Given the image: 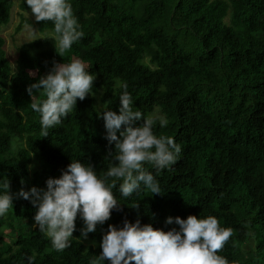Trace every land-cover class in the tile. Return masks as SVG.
<instances>
[{
  "label": "trees",
  "instance_id": "trees-1",
  "mask_svg": "<svg viewBox=\"0 0 264 264\" xmlns=\"http://www.w3.org/2000/svg\"><path fill=\"white\" fill-rule=\"evenodd\" d=\"M67 2L84 36L63 57L55 49L54 23L31 22L24 14L31 10L26 0H19L16 32L28 24L51 34L23 43L15 66L0 36V195L8 180L14 196L8 210L11 243L5 241L0 219V264H28L29 257H34L32 264H90L102 251L109 225L120 229L125 220L134 224L139 219L141 226L167 232L179 230L165 223L168 217L189 215L213 216L221 227L233 229L217 253L229 264H264V0ZM14 5L15 0H0V26L9 24ZM75 58L96 77L93 94L77 99L73 111L42 137L41 117L30 107L27 88L54 62L68 64ZM123 84L134 111L148 118L159 109L168 124L161 127L157 119L153 133L173 137L181 153L159 173L144 165L161 194L152 195L141 184L125 198L117 180L112 192L119 206L110 219L84 238L86 225L78 214L70 247L58 252L35 225L37 206L15 194L32 187L46 190L47 180L60 178L75 161L91 164L103 178L116 162L98 114H119ZM14 139L23 143L17 153ZM109 147L113 156L107 155ZM135 203L138 208L131 207ZM254 235L261 241L245 249Z\"/></svg>",
  "mask_w": 264,
  "mask_h": 264
},
{
  "label": "clouds",
  "instance_id": "clouds-1",
  "mask_svg": "<svg viewBox=\"0 0 264 264\" xmlns=\"http://www.w3.org/2000/svg\"><path fill=\"white\" fill-rule=\"evenodd\" d=\"M26 2L37 22L54 23L55 49L61 57L84 36L83 31L78 30L80 26L67 0ZM95 78L85 71V65L80 60L68 64L54 62L47 75L27 88L32 101L30 107L41 117L42 137H48V129L60 124L61 118L73 111L77 99L83 101L93 94ZM121 87L124 91L119 97V114L112 110L98 114L104 120L108 145H114L116 162L103 178H98L91 164L85 166L75 161L68 165L60 178H49L46 190L32 187L29 191L21 189L15 194L17 198L30 200L33 206H37L35 225L51 239L52 247L58 252L70 247L78 214L86 225L81 230L84 238L88 233L95 232L98 224L110 219L112 210L119 206L112 192L117 180L122 181L119 191L125 198L137 191L141 184L152 195L161 194L158 181L144 165L154 166L159 173L174 165L181 153V146L173 137H157L153 133L157 119L161 127L167 126L168 120L164 117L145 118L142 112L134 111L128 85ZM34 91L46 96V99L36 100ZM107 155L113 156L112 147H109ZM3 188L0 216L13 207L14 199L8 180ZM131 207L138 208L139 203ZM165 223L179 225V230L172 228L165 232L154 229L151 224L141 226L139 219L134 224L125 220L120 229L109 225L100 243L102 251L90 264H101L103 261H110V264H229L217 253L232 237L233 229L221 227L217 218L209 216L200 219L189 215L187 219H182L177 216L168 217ZM33 260L34 257H29L28 264H32Z\"/></svg>",
  "mask_w": 264,
  "mask_h": 264
},
{
  "label": "rangeland",
  "instance_id": "rangeland-1",
  "mask_svg": "<svg viewBox=\"0 0 264 264\" xmlns=\"http://www.w3.org/2000/svg\"><path fill=\"white\" fill-rule=\"evenodd\" d=\"M18 4H19V0H15L12 17L9 24L5 26H0V36L5 38L6 40L5 49L7 51L8 58L12 62L13 66H15V62L18 57V48L23 43L31 42L36 39H45L51 34L50 32L41 33L36 27V25H28V24L24 25L19 33L16 32L18 24L21 20V15H20L21 11L18 8ZM24 14L25 17H27L31 22H34L35 17L32 14L31 10L25 12ZM33 30H35V34H33ZM74 60H78V59L75 58ZM153 115H154L153 118L164 117V115L159 111V109H157ZM19 145L23 146V143L19 142L17 139H14L12 144V150L16 151L17 153L21 148ZM0 219H3L5 222V225L3 226V228H1V231L5 234V241L7 243H11L14 233L11 232V228L9 227L12 223L9 212H7L4 216H0ZM259 239L261 241V238L259 236L254 235V237L249 242L250 245L249 244L245 245V249L249 250L250 248L253 247L255 248L257 246Z\"/></svg>",
  "mask_w": 264,
  "mask_h": 264
}]
</instances>
